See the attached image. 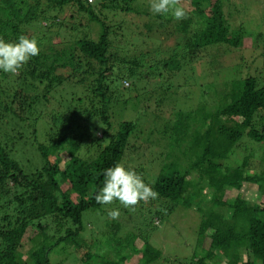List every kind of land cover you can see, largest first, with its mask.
<instances>
[{
    "label": "trees",
    "instance_id": "trees-1",
    "mask_svg": "<svg viewBox=\"0 0 264 264\" xmlns=\"http://www.w3.org/2000/svg\"><path fill=\"white\" fill-rule=\"evenodd\" d=\"M135 1L0 0V38L7 42L17 41L20 35L33 37L27 33L29 30L36 33L39 41L46 33L43 29L61 22L54 12H63V7L68 4H72L71 18L84 12L100 25L96 39L84 34L76 40L73 50L83 54L88 66L86 73H91L92 85L88 86L91 96L83 98V104L87 103L78 110L53 108L48 121V140L37 145L44 164L27 173L0 138V264H52L50 256L56 248L60 249L59 255H63V259L67 250L73 249L79 257L75 264H126L133 262L131 257L134 255H139L137 264H151L162 256L148 236L139 232L130 233L128 238L121 240L117 238L121 227L113 220H107L102 231L108 247L111 243L117 251H125L116 253V259L109 258L108 249L102 246L93 250V241L81 235L83 212L101 205L95 201L94 194L103 187V171L120 163L137 124L132 120L123 121L110 142L87 157L78 154L80 143L71 132L72 126L80 125V120L83 126L93 118L110 126L109 107L114 99L112 82L108 79L112 76L110 72L116 70L128 86L131 84L128 76L145 75L140 71L144 65L142 55L127 59L118 54L119 50L111 48L110 26L99 14L104 10L115 12V9L135 12L152 49L161 48V38L174 39L173 53L160 59L163 67L170 70L193 64L199 53L209 46H242L245 32L241 24L238 29H232L224 11L225 0H182L188 10L187 19L182 21L174 20L171 15L153 14L150 0H145L147 5L137 12L132 6ZM58 26L60 29L65 27L63 22ZM154 33L158 35L155 41ZM53 42L66 45L60 39L51 38L44 44L49 48ZM44 44L39 43V46L45 52ZM46 54L31 58L18 74L0 70V117L9 113L24 122L30 111L47 105L50 91L48 88L40 91L39 84L51 77L54 66ZM120 62L130 64L126 73L115 69L116 63ZM76 65L80 67L81 61H76ZM83 78L78 80L83 81ZM5 79L10 82L2 84ZM231 85L225 104L217 107L209 122H204L205 130L193 140L190 152L195 153L194 159L190 154V161L184 168L161 172L151 185L159 193V198L151 201L158 207L154 212L156 220L178 206L194 208L201 213L197 235L202 246L205 242L208 245L203 247V254L193 253L190 264H220L215 260L218 257L216 251L225 257L226 264H264V203L248 201L239 194L232 199L226 197L227 192L240 190L246 183L256 184L264 195V167L251 172L249 155H243L235 167L222 164L244 137L264 144V75L235 78ZM42 101L45 104H41ZM190 117L191 113H184L180 120L186 121ZM32 133H36L35 128ZM260 163H264V146ZM207 196L209 198L204 200ZM228 209H231L230 216L226 215ZM42 219H51V231L54 230L52 234L55 235L45 234L44 226L40 224ZM34 225L38 229L33 228ZM24 242L31 243L27 255L19 251Z\"/></svg>",
    "mask_w": 264,
    "mask_h": 264
},
{
    "label": "rangeland",
    "instance_id": "rangeland-1",
    "mask_svg": "<svg viewBox=\"0 0 264 264\" xmlns=\"http://www.w3.org/2000/svg\"><path fill=\"white\" fill-rule=\"evenodd\" d=\"M94 1L91 0V3ZM224 2L227 3L224 11L232 24V29H238L237 26L242 25L245 32L243 45L237 48L226 44L209 46L199 53L193 64L184 68L180 65L176 70L164 68L160 61L173 53L176 47L174 39L169 36L165 40L161 38V48L156 46L152 49L135 12L115 9V12L104 10L99 14L110 26L111 48L115 51L119 50L118 54L127 59L142 55L144 65L140 67V71L145 75L128 76L131 84L125 86L124 80L115 69L126 73L130 64L116 63L115 72H110L112 76L108 77L114 89V99L109 107L110 126L108 127L98 118L86 121L83 126L80 120V125L77 123L72 126L71 132L80 143L79 155L87 157L90 153L98 152L119 131L123 121L132 120L137 126L129 137V146L123 152L120 163L142 175L150 186L161 172L184 168L190 161V154L194 159L195 153L193 155L190 152V146H194L195 137L198 134L199 137L205 130L204 122L208 123L217 107L225 104L226 93L232 89V80L247 75H264V0H225ZM69 5L63 7V12H54L59 21L65 25L64 29L58 26L61 22L43 29L46 33L38 41L42 45L47 38H51L60 39L66 44L64 47L53 42L49 48H47L48 44H44L46 55H49L51 65L54 66L51 77H46L44 84H39L40 91L43 88H48L50 91L47 105L34 112L30 111L24 122L9 113L0 117L2 118L0 138L7 144L11 156L27 173L39 169L44 164L37 145L48 140L47 132L50 127L48 121L53 108L61 106L68 108L65 110H78L83 104V98L87 99L88 95L91 96V90L88 89V86L92 85L91 73H86L85 69L88 66L85 65L83 54L79 50H73L76 48V40L84 34L96 39L100 25L84 12H78L71 18L69 10L71 11L72 4ZM146 5L145 0H136L132 4L137 12ZM70 28L72 30H69ZM27 33L30 36L36 35L31 30ZM154 34L153 41L158 38V35ZM45 52L41 49V54ZM41 54L39 55L44 56ZM77 58L82 64L80 67L76 65ZM177 59L180 61L181 57L178 56ZM47 68L48 66L43 69ZM83 76V81H79L78 79ZM9 82V79L2 80V84ZM34 83L37 85L36 81ZM86 103L84 102L85 105ZM41 104L45 102L42 101ZM184 113H191V117L186 121L180 120L181 114ZM33 128L36 129L35 134L32 133ZM81 133L84 135L82 136ZM263 146V143L244 137L234 147L231 155L222 160V164L224 167H235L240 163L243 155H249L250 171L258 172L264 167V163H260ZM236 194L254 203H264V195L253 183L244 184L240 190L233 189L227 192L226 197L232 199ZM208 198L209 196L204 200ZM157 208V205L152 204L151 201L141 202L134 209L125 208L116 201L112 205L86 209L82 214L84 228L81 235L93 241L91 244L93 250L100 246L108 249L107 252L110 254L108 257L112 259H116V253L120 254L123 250L117 251L112 248L111 243L109 247L107 246V237L102 231L107 220L120 223L121 228L116 234L120 240L130 233L139 232L145 237L148 236L150 243L162 252V256L151 264H190L194 252L196 255L205 252L204 246L208 244L205 242L202 246L197 235L201 221V213L197 209L178 206L156 220L154 212ZM111 209H119L118 219L108 217L107 213ZM230 212L231 209H228L226 215L230 216ZM40 224L44 226V232L49 234V237L55 235L52 234L55 231H51L53 227L51 219H42ZM33 228L38 229L37 225ZM30 247L29 242L21 243L19 251L27 255ZM59 250L56 248L51 254L52 264H75L79 260L78 254L73 249L67 250L64 259L63 255H59ZM132 254L134 255V252ZM216 254L218 257L215 260L220 264H226L225 257L217 251ZM132 257L133 262L126 264L138 263L139 255Z\"/></svg>",
    "mask_w": 264,
    "mask_h": 264
},
{
    "label": "clouds",
    "instance_id": "clouds-1",
    "mask_svg": "<svg viewBox=\"0 0 264 264\" xmlns=\"http://www.w3.org/2000/svg\"><path fill=\"white\" fill-rule=\"evenodd\" d=\"M153 14L171 17L176 21L187 19L188 10L182 0H150ZM244 39V38H243ZM41 48L35 36L20 35L17 41L7 42L0 38V70L9 74H18L29 60L40 54ZM128 86V82H123ZM103 187L94 194L101 205H112L118 201L125 208H135L141 202L147 203L159 198V193L146 183L142 175L123 163H116L102 173ZM108 217L118 219L119 209L108 211Z\"/></svg>",
    "mask_w": 264,
    "mask_h": 264
}]
</instances>
